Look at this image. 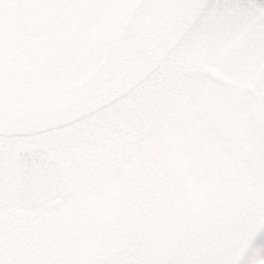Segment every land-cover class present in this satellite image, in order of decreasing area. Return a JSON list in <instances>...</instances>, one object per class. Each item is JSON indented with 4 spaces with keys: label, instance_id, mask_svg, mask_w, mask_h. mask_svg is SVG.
Listing matches in <instances>:
<instances>
[{
    "label": "rangeland",
    "instance_id": "obj_1",
    "mask_svg": "<svg viewBox=\"0 0 264 264\" xmlns=\"http://www.w3.org/2000/svg\"><path fill=\"white\" fill-rule=\"evenodd\" d=\"M33 146L62 163L57 210L17 198ZM153 160L177 245L227 209L264 215V0H0V204L35 226L10 263L110 262ZM247 245L234 264H264V221Z\"/></svg>",
    "mask_w": 264,
    "mask_h": 264
},
{
    "label": "trees",
    "instance_id": "obj_2",
    "mask_svg": "<svg viewBox=\"0 0 264 264\" xmlns=\"http://www.w3.org/2000/svg\"><path fill=\"white\" fill-rule=\"evenodd\" d=\"M154 78L152 74L149 77ZM103 123V128H112L108 122ZM160 164L153 160L127 182L130 213L112 246L116 256L105 264H234L264 221V215L258 219L251 215L257 213L251 210L256 203L239 213L236 208L225 210L202 229L197 240L187 231L177 245L171 241L176 236L170 230L176 220L174 189L164 180L167 167ZM16 209L14 201L0 204V259L8 264L24 254L22 247L33 237L35 227L23 207ZM21 260L24 262V257Z\"/></svg>",
    "mask_w": 264,
    "mask_h": 264
},
{
    "label": "water",
    "instance_id": "obj_3",
    "mask_svg": "<svg viewBox=\"0 0 264 264\" xmlns=\"http://www.w3.org/2000/svg\"><path fill=\"white\" fill-rule=\"evenodd\" d=\"M213 76L229 87L235 86L220 75ZM16 156L20 167L17 195L21 204L29 208L43 205L49 210L59 208V196L66 182L61 162L42 146L19 148Z\"/></svg>",
    "mask_w": 264,
    "mask_h": 264
}]
</instances>
